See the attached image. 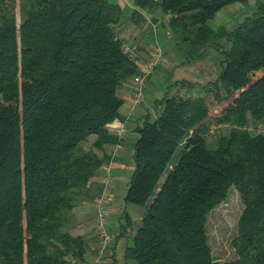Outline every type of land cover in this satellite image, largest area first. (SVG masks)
Here are the masks:
<instances>
[{"label": "trees", "instance_id": "16d2710c", "mask_svg": "<svg viewBox=\"0 0 264 264\" xmlns=\"http://www.w3.org/2000/svg\"><path fill=\"white\" fill-rule=\"evenodd\" d=\"M231 1L248 2L0 0V264L84 260L85 239L70 232L72 209L102 190L91 178L112 160L105 145L124 136L107 125L119 116L121 86L140 71L120 27L144 24L151 33L157 10L177 65L209 59L217 73L205 83L170 82L153 110L136 117L124 198L144 211L123 259L264 264V0L234 23L212 27ZM14 3L18 13L8 7ZM185 84L207 87L222 108L213 113L205 94H176L174 86ZM231 187L243 208L231 240L235 256L220 260L206 220Z\"/></svg>", "mask_w": 264, "mask_h": 264}, {"label": "rangeland", "instance_id": "374dc122", "mask_svg": "<svg viewBox=\"0 0 264 264\" xmlns=\"http://www.w3.org/2000/svg\"><path fill=\"white\" fill-rule=\"evenodd\" d=\"M129 1L131 2L132 0H129ZM255 2L256 1H254V3ZM254 3H252V5ZM8 7L10 10H14L16 13H18V5L15 6V3L13 7L11 4H9ZM254 8H255V4L252 7L248 6L245 12L247 11V13L249 14L252 10H254ZM243 15L245 14H238V15H235L233 19L228 18L224 21H218L217 17L214 16L212 19H210L209 23L212 27H217V25L229 23V22L231 24V23H234V21L241 19ZM148 21L150 22L151 20L149 19ZM161 21L162 20H160V22ZM159 24L160 23L158 22V26L156 25L157 30L151 31V33L147 32L149 36L151 37L150 40L152 41H145L144 43L145 45L151 44L153 42H158L159 44H161L163 47V50H165L164 60H162V62H160L155 67L152 74L151 73L149 74L151 75L150 78L148 75L145 79L144 89H143V92H144L143 100L140 103L136 104L140 107L139 116L144 114L148 110H153V100L155 98H160L163 95L165 89L167 88L170 82L183 79V80H190L192 82L205 83L206 81L210 79L211 80L214 79L217 73L214 62L209 59L195 62L188 66L177 65L178 59L176 58V55L173 53V51L170 48H166L168 45L163 42L166 40V36L160 35L158 31L159 27H161L159 26ZM133 44L135 43H131L130 46H133ZM144 47L145 46H143V48ZM133 51L139 53L140 49L138 47H135ZM166 53H169L171 55L166 56L165 55ZM138 57H139L138 59L139 65L141 67L143 65V62H145L148 59L147 51H146L145 56L139 55ZM130 80L131 79L129 78L127 85L131 84V88H132V82H130ZM186 85L187 84H185V86ZM185 86H180V85H177V87L174 86L175 93L181 94L183 96L205 94L210 101V107L213 113L214 112L218 113L219 110L222 108L223 106L222 104H224V101L218 102L217 100H215L212 96V91L210 92L209 90H207L208 89L207 87L197 88L194 86L190 87L188 85L189 87L187 88V86L186 87ZM119 93L121 95L120 90H119ZM130 98H131V105H132L133 104L132 97ZM144 98H145V101H144ZM126 102H128L127 98H126ZM121 108H122V111H126L127 106L125 107L123 105ZM136 108L133 110V113L136 112ZM135 117H138V116H135ZM214 134H215L214 131L211 132L210 139L214 137ZM136 135L137 134L133 130L129 129L126 133V137H125L126 139L125 140L123 139L124 142L122 141L120 143L122 147L120 145L116 149L118 154H124V155H123V158L117 157L115 159V163H112V166H111L110 183H113V185L117 186L118 194H117V198L115 197L113 199V202L110 205L107 204L106 206V211L108 215H109L110 210L114 212L116 211V213L122 212L125 209L126 204L127 205L130 204L129 206L133 205L139 208H143L138 205L125 202V200L122 197L127 190L129 179L132 173L133 164H132L131 154H132V145L136 138ZM88 143L89 141L83 140L80 142V145L86 147ZM177 153H178V148L173 154L170 162H172L176 158ZM98 171L103 172L102 170H100V168ZM167 171H168V166L165 168V171L161 175L159 181H162L164 179ZM242 208H243V203L240 199L238 191L234 187H231L227 198L221 201L216 206H214L207 215L206 229L208 233V243L210 245L213 255L217 259L226 260V259L233 258L235 256V250H234L231 240L233 236L236 234L237 220L242 211ZM130 213L134 215L133 212H130ZM88 217H90V212L88 213ZM92 219L90 223V218H88L89 226L90 225L94 226V206H93V218ZM139 222L140 221L135 222L136 226L139 224ZM106 225L109 230H110V227L113 229L111 217L109 216L107 217ZM105 254L103 255V258L105 257ZM115 259L117 262L121 264L128 263V262H125L122 255ZM101 262L102 261H100L98 264H102ZM113 263L114 262H112V264Z\"/></svg>", "mask_w": 264, "mask_h": 264}, {"label": "crops", "instance_id": "0c3cea01", "mask_svg": "<svg viewBox=\"0 0 264 264\" xmlns=\"http://www.w3.org/2000/svg\"><path fill=\"white\" fill-rule=\"evenodd\" d=\"M254 1L256 0H248L247 3H242L240 1H231L223 6H221L214 14L215 17H217L218 21H224L226 19H233L235 15L238 14H243L248 6L252 7L255 3ZM122 4L126 5H132V1L130 2L129 0H120ZM252 3H254L252 5ZM142 14L145 16L146 20L148 21L151 19L150 13L143 10ZM155 15L157 17L156 22L160 23L161 20V12L160 10L155 11ZM213 16V17H214ZM158 26V23H157ZM120 28H122V35L125 38V42L131 45L133 44V49L135 47H138L140 49L139 53L136 52V54L145 56L146 51L148 53L149 47L151 44L145 45V41H152L150 40L151 37L147 33L148 31L144 30V24L142 27H139L135 25L134 23L128 22L124 25H122ZM153 31H155L153 29ZM143 41V42H142ZM143 46H145L143 48ZM165 51V50H164ZM166 56H170L171 54L166 53ZM139 59V57H138ZM177 61V59H176ZM169 69V68H167ZM150 78V77H149ZM148 78V79H149ZM131 82V80H130ZM133 83V82H132ZM148 83V82H147ZM131 84H123L120 88L121 92V97L123 98V103L119 108V116L114 118L108 123V129L111 132H114V129L121 123L125 125L126 131L124 133L123 139L125 140L126 138V133L129 129H133L136 125V117L139 116L140 113V107L136 104L131 105ZM123 93V95H122ZM127 101L126 102V98ZM145 101V98H144ZM127 106L126 111H122V106ZM137 107V108H136ZM136 108V112L133 113V110ZM137 114V115H136ZM124 142V141H123ZM122 146V145H121ZM121 148V147H120ZM105 151L107 152H114V154H110L112 158V163H115V159L117 157L123 158L124 154H118L117 153V148H115L114 144H106L104 147ZM100 170L102 168L100 167ZM101 175L102 172L98 171L97 175L93 176L91 178L92 184L94 186H100L101 185ZM105 191L107 192L108 195V203L111 204L113 202V199L116 197L118 194V189L117 186L113 185V183L108 184L105 186ZM126 194V192H125ZM122 196L123 199L125 200L124 196ZM126 202V201H125ZM93 203H94V198L92 199H83L80 202H78L72 209L73 211V219L70 225V232L72 233H79L81 234L84 239H85V244H86V249H85V254H84V260L80 264H89L95 248L97 246V240L94 235V229L93 226H89L88 218H90V223L91 219L93 218ZM130 205V204H129ZM125 205V209L122 212L116 213V211H109V215L107 214V217H111V222L113 229L110 227V233H111V240L108 245V248L106 250L105 257L101 260L102 264H121L116 261L115 258L119 256H123V251L124 248L131 243L133 234L136 229V223L137 221H140L142 215H143V208H139L136 206H129ZM127 208V209H126ZM90 212V217H88V213ZM130 212H133L131 214ZM93 221V219H92ZM134 222V223H133ZM126 225V228L122 230L123 225ZM128 264V263H126Z\"/></svg>", "mask_w": 264, "mask_h": 264}, {"label": "built area", "instance_id": "2783aa9c", "mask_svg": "<svg viewBox=\"0 0 264 264\" xmlns=\"http://www.w3.org/2000/svg\"><path fill=\"white\" fill-rule=\"evenodd\" d=\"M129 54L135 56V51H133V46H130L128 43L125 46ZM164 60V50L161 44L154 42L150 45L148 51V59L143 62V65L140 67V71L133 75V85L131 89V97L133 104H138L143 100L144 96V82L146 77L155 69V67ZM139 62V61H138ZM126 131L125 125L123 123L119 124L115 129L114 133L121 137ZM120 142L114 144L115 148L120 146ZM114 154V152H111ZM111 166L112 160L102 164V190L94 198V234L97 240V246L95 248L93 257L89 264H98L103 255L106 253L108 245L111 240V233L106 225L107 220V211L106 206L108 203V195L105 191V186L110 184L111 178Z\"/></svg>", "mask_w": 264, "mask_h": 264}]
</instances>
